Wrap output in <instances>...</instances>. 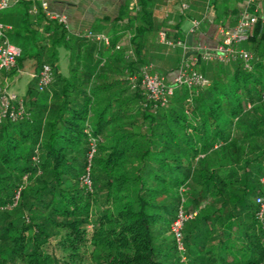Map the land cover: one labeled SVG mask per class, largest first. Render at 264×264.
Segmentation results:
<instances>
[{
  "label": "trees",
  "instance_id": "obj_1",
  "mask_svg": "<svg viewBox=\"0 0 264 264\" xmlns=\"http://www.w3.org/2000/svg\"><path fill=\"white\" fill-rule=\"evenodd\" d=\"M158 1L122 9L109 46L31 14V1L18 4L23 14L6 26L21 54L8 75L31 60L35 76L24 116L0 121V264H264L255 202L264 176V20L241 44L248 69L198 59L193 69L208 85H177L154 106L140 70L167 79L185 59L178 47L156 50L167 27L154 23ZM43 65L53 80L40 92ZM179 209L195 213L182 225V250L171 233Z\"/></svg>",
  "mask_w": 264,
  "mask_h": 264
},
{
  "label": "built area",
  "instance_id": "obj_2",
  "mask_svg": "<svg viewBox=\"0 0 264 264\" xmlns=\"http://www.w3.org/2000/svg\"><path fill=\"white\" fill-rule=\"evenodd\" d=\"M21 0H0V11L9 9L14 4ZM32 2L29 10L31 14H36L41 11L49 20H53L65 27V19L62 16L51 14L47 11L46 0H28ZM209 5L210 0H205ZM264 0H246V7L241 11L236 24L227 28L218 26L219 41L215 48L211 51L201 45H195L189 48L184 41L172 40L166 37L165 32L159 31L157 34L158 42L169 46L178 47L183 53L192 52V54L181 61L176 76L173 81L167 82L165 76L151 72V67L147 66L140 70V87L146 96V99L156 105L163 106L168 102L169 97L172 95L174 87L177 85L185 84L187 86H207V80L193 69V66L201 59L203 61H220L223 63L241 61L245 68H249V62L252 55L241 48V44L250 36L253 26L256 24L262 8ZM188 8L186 4H180V12ZM198 20H191V27L189 32L194 33L199 28ZM10 26L0 24V121L5 118L11 121L18 120L24 116L23 103L20 98L14 93L9 86L8 73L16 66L17 58L21 54L18 46L10 43L7 32ZM87 38H92L98 42H102L104 46H109V39L107 36L101 34H93L91 32L85 35ZM120 43L116 44L115 49H119ZM38 91L45 90L53 80L52 69L48 65H43L36 75ZM130 81L134 84L135 77H131ZM95 151L94 140H90V152L88 154V163ZM89 165V164H88ZM82 177V183L90 188L91 182L89 173ZM262 185V194L256 197L255 202L258 205L257 218L262 219L264 216V176L260 180ZM17 197V195H16ZM195 213L186 214L182 209H179L175 220L171 225V233L174 236L177 247L182 250V234L181 228L183 223L194 216Z\"/></svg>",
  "mask_w": 264,
  "mask_h": 264
},
{
  "label": "crops",
  "instance_id": "obj_3",
  "mask_svg": "<svg viewBox=\"0 0 264 264\" xmlns=\"http://www.w3.org/2000/svg\"><path fill=\"white\" fill-rule=\"evenodd\" d=\"M21 1L11 6L6 12L0 11L2 23L9 25L23 14V7L18 5ZM216 1L215 4H212L210 0L207 5L205 0H159L153 11L154 23L158 26L166 21L167 27H163L158 32L163 31L165 34L168 32L171 35L179 34L189 48L201 45L212 51L220 39L217 31L218 26L233 27L241 11L246 7V0ZM46 2L49 13L64 17V28L69 34L85 36L91 32L106 36L110 25L118 18L121 10L126 8L128 12H131L136 0H46ZM220 3L223 5L222 7ZM180 4H186L188 8L180 12ZM261 11L259 18L262 17L264 20V13L262 16ZM192 19L200 22L199 28L194 33L189 32ZM119 23L123 24L124 22ZM96 30H101V33L94 32ZM127 38V35H122L119 43L125 44ZM58 51L59 55L66 59L67 53L63 49ZM191 55L194 54L190 51L186 52L185 58ZM26 62L15 73L8 75L10 89L21 100L26 93L28 83L35 76L34 70L30 71ZM176 73L177 71H174L167 76L168 82L173 81ZM19 88L23 89V96L19 94Z\"/></svg>",
  "mask_w": 264,
  "mask_h": 264
},
{
  "label": "rangeland",
  "instance_id": "obj_4",
  "mask_svg": "<svg viewBox=\"0 0 264 264\" xmlns=\"http://www.w3.org/2000/svg\"><path fill=\"white\" fill-rule=\"evenodd\" d=\"M246 42V41H245ZM122 44H120V46H121ZM241 47V46H240ZM165 49V50H169V48H168V46H158L157 48H156V50L157 51H160L161 49ZM26 66H27V68L30 70V71H33L34 70V63H33V61H27L26 63ZM58 68H59V71L61 72V74L62 75H65V69H66V59L63 57V56H61V55H59V61H58ZM167 82H168V80H167ZM19 94L20 95H22L23 94V89H20L19 88ZM18 94V93H17ZM23 96V95H22ZM23 99V98H22Z\"/></svg>",
  "mask_w": 264,
  "mask_h": 264
}]
</instances>
